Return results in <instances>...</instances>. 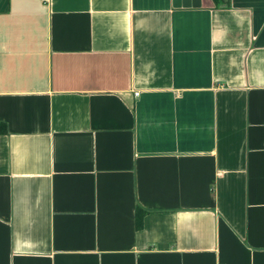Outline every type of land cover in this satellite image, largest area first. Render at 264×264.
Masks as SVG:
<instances>
[{
    "label": "crops",
    "instance_id": "0c3cea01",
    "mask_svg": "<svg viewBox=\"0 0 264 264\" xmlns=\"http://www.w3.org/2000/svg\"><path fill=\"white\" fill-rule=\"evenodd\" d=\"M201 3L0 0V264H264V0Z\"/></svg>",
    "mask_w": 264,
    "mask_h": 264
},
{
    "label": "trees",
    "instance_id": "16d2710c",
    "mask_svg": "<svg viewBox=\"0 0 264 264\" xmlns=\"http://www.w3.org/2000/svg\"><path fill=\"white\" fill-rule=\"evenodd\" d=\"M224 0H214V2L216 4H221L223 3ZM7 131V127H6V124L2 121H0V133H5ZM146 210L144 209H141L140 207L137 209V227H141V223H142V217H143V214Z\"/></svg>",
    "mask_w": 264,
    "mask_h": 264
},
{
    "label": "water",
    "instance_id": "95a60500",
    "mask_svg": "<svg viewBox=\"0 0 264 264\" xmlns=\"http://www.w3.org/2000/svg\"><path fill=\"white\" fill-rule=\"evenodd\" d=\"M173 4L175 7H200L201 0H173Z\"/></svg>",
    "mask_w": 264,
    "mask_h": 264
}]
</instances>
